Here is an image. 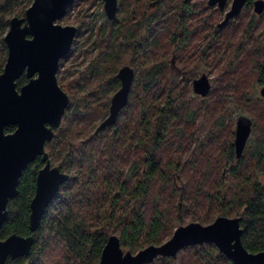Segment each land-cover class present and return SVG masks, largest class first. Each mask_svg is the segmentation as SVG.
Listing matches in <instances>:
<instances>
[{
	"label": "trees",
	"instance_id": "trees-1",
	"mask_svg": "<svg viewBox=\"0 0 264 264\" xmlns=\"http://www.w3.org/2000/svg\"><path fill=\"white\" fill-rule=\"evenodd\" d=\"M120 1L126 3L125 19L117 25L104 19L97 34L99 64L86 76L87 82L96 80L87 92L92 98H85L70 83L60 86L73 103L68 104L45 151L51 165L68 174L67 182L34 232L29 228V204L37 172L43 167L40 157L26 166L17 195L8 201L0 240L16 234L33 237V243L28 256L8 259L7 264H44L39 257L43 252L54 255L52 264H97L111 235L119 238L124 252L135 254L165 242L187 215L189 222L204 225L218 216L240 217L244 248L250 253L264 251V101L249 93L254 86V90L264 87V34L241 38L234 62L209 93L205 119L210 130L194 149L191 144L196 141L202 103L193 100L189 84L174 77L171 62L191 80L200 66L217 67L221 58L213 63L209 53L219 58V47L238 32L219 31L221 36L210 41L211 50L198 53L187 43L189 31L182 32L181 45L176 38L177 26L189 16L200 15L199 10L192 7L182 13L181 5L188 7L187 3L159 0V10L151 17L139 11L140 1ZM31 2L0 0V73L6 60L3 38L9 20L24 17ZM78 3L75 0L74 6ZM199 28H194L197 36L203 32ZM126 56L138 72L127 106L115 125L94 135L119 88L114 76ZM26 82L23 75L17 86ZM229 110L235 116L223 114ZM246 113L253 116L256 133L249 138L246 155L236 160L233 123ZM13 130L6 128L7 133ZM224 166H228L225 175ZM184 251L182 264H232L211 244ZM173 260L157 258L151 264H172Z\"/></svg>",
	"mask_w": 264,
	"mask_h": 264
},
{
	"label": "water",
	"instance_id": "water-1",
	"mask_svg": "<svg viewBox=\"0 0 264 264\" xmlns=\"http://www.w3.org/2000/svg\"><path fill=\"white\" fill-rule=\"evenodd\" d=\"M75 0H32L24 17H12L4 35L6 60L0 73V228L7 215L8 201L17 195L19 178L26 166L36 157L43 167L37 172L35 191L29 204V228L34 232L45 211L51 205L60 187L69 176L51 165L45 145L50 143L61 125L68 107L69 97L58 85L56 73L60 60L72 47L76 35L73 26H61L57 22L66 15ZM106 19L112 21L118 0H102ZM247 0H232L231 8L222 27L236 17ZM226 0H209L223 9ZM264 0L254 2V13L262 14ZM25 76L27 82L20 87L17 81ZM115 79L119 88L111 96L107 116L94 130V135L115 125L126 108L135 71L124 65L118 69ZM192 93L206 98L211 82L205 74L191 83ZM264 99V87L258 90ZM7 127H14L7 133ZM252 131V120L239 115L235 121L233 149L235 159L242 157ZM240 217L218 216L211 223L202 225L190 222L177 227L169 239L160 245H149L135 254L123 251L117 236L111 235L101 251L97 264H151L157 258H174L182 249L213 245L232 264H264V251L248 252L242 244ZM33 237L13 234L0 240V264L28 256Z\"/></svg>",
	"mask_w": 264,
	"mask_h": 264
},
{
	"label": "rangeland",
	"instance_id": "rangeland-1",
	"mask_svg": "<svg viewBox=\"0 0 264 264\" xmlns=\"http://www.w3.org/2000/svg\"><path fill=\"white\" fill-rule=\"evenodd\" d=\"M138 1L140 2L137 5V8L140 11L141 9L143 10L145 4L151 0H138ZM192 1H193L194 8L196 9V12H197V9H201L205 7L204 0H192ZM129 7H132V6H129ZM126 9H127L126 3H122L120 0H118L116 15H115V18L112 20L114 25H117L120 19L122 20L125 19ZM68 11H69L68 14L66 13V15L61 19V21L57 23L60 24L61 26L75 27L76 35L72 43L71 51L68 53L69 54L68 57L59 63L58 71L56 73V80L59 86L70 83L72 87L78 93L87 95L85 97L87 98L88 97L87 92L91 90L92 84H95L94 82L96 81L95 79H93L90 82L86 81L87 71H89L91 68L99 64V62L96 61V55L99 50L98 46L96 45V42L98 40L97 34L98 33L100 34V28L104 27V19L106 20V17L103 11V1L102 0H91V3L89 2L88 4L84 0H79V3L77 4V6H74V3H73L72 7ZM199 13H201V15L207 14L204 10H201ZM262 17L263 18L261 22L264 20V13ZM236 43L237 42H235V44ZM71 52L73 53L71 54ZM126 57L127 59L123 60V63L118 67V69L124 65L130 66L127 63L129 61V57L128 56ZM171 59H169V61ZM233 62L234 61L232 60L231 63ZM171 63L172 65L171 64L170 65L175 75L174 77L177 76L178 81H181L184 84H189L191 88V81L188 79L189 75L185 73V70L182 67L176 66L173 61ZM229 63H230L229 60H225V61L222 60L219 62L217 67L200 66L197 69L195 78L199 77L202 73L206 74L211 80V90H210L211 92L214 87L220 84V80L222 79L221 77H222V74L224 73V70L229 69L230 67ZM137 76H138V72L135 70V80L137 79ZM254 87L250 88L249 93L251 94L253 93L254 97L256 95L259 96L258 89L254 90ZM209 95L203 100L199 96H194V99H193V100H196V102L202 103L201 113L198 115V119L196 121V125H197L196 126V141L192 142L191 144V147L194 149L198 145V140H202L205 137V135H207L208 131L210 130L209 122L205 119L206 118L205 109L208 104L207 100L209 98ZM91 98L92 97H88L87 99H91ZM259 98L262 101H264V99L261 98L260 96ZM82 102L83 101H79L80 105ZM70 103H73V100L69 97L68 104ZM223 114L235 116V114H232L230 110ZM244 116L250 118L251 120L253 117L251 114H248V113L244 114ZM235 121L236 119L234 120V123H233V132L235 129ZM99 123L97 125H99ZM255 133H256V126H255L254 132L252 129L249 138H253ZM233 139H232V142H233ZM248 141L246 143L242 156L246 155L248 151V144H249ZM227 167L228 166H224V173H223L224 175L226 173L225 171ZM180 187L182 189L183 185L181 184ZM188 217L190 216L187 215L186 217L183 218V222L181 225L184 226L190 222H197V221L189 222ZM233 217H237V216H233ZM233 217H230V218H233ZM185 252L186 251L182 252L181 250L174 258H172L174 259L172 264H182L181 263V258L183 257L182 253L185 254ZM39 257L43 261L44 264H52V261L55 260L54 255L46 256L44 252L41 253Z\"/></svg>",
	"mask_w": 264,
	"mask_h": 264
},
{
	"label": "flooded vegetation",
	"instance_id": "flooded-vegetation-1",
	"mask_svg": "<svg viewBox=\"0 0 264 264\" xmlns=\"http://www.w3.org/2000/svg\"><path fill=\"white\" fill-rule=\"evenodd\" d=\"M180 1L182 4L187 3L189 5L188 7L181 5L182 9H180V11L182 13L186 9L194 7L192 0H180ZM208 1L209 0H204L205 7L201 8V9H197L199 11L204 10L207 14L189 16L184 21L183 24L177 26L178 36L176 39L178 41V44L181 45V34H182V32H185V31L188 32L189 31L190 33L187 36V40H188L187 43H190L191 48H196L198 53H200L202 50H206V51L211 50L212 43L210 41L217 35L221 36L218 33L219 31L222 32V31H224V29H228L227 32L233 31L236 34V32L234 31V29H235L238 32V35L233 36V34H231L232 39H230V41H228L227 43L225 42V44H222L219 47L220 57L219 58H216V56L213 57L215 55V53L213 55H211L209 53V56H208L209 59H212L213 63H216L215 59H217V61H218L220 58H221L220 61L229 60L231 63V61L234 60L233 57L235 56L237 50L241 48L240 47L241 46V38L243 37L244 34H245V36H248L250 33H252V35H254L255 37H259V38H260V33L264 34V20L261 22V20L263 18L262 15H263L264 11L260 15L255 14L254 13V2L256 0H247L245 2V4L243 5L240 13L236 17L230 19L222 27H218V25L224 20L226 13L230 10L232 0H226L223 9H219L217 4H215L214 6H209ZM158 4H159V0H151L145 4L144 9L143 10L141 9V12L143 14L145 13L151 17H155L157 11L159 10ZM205 18L206 19H208V18L212 19L213 22H210V21L206 20ZM211 25H213L214 28L211 29ZM195 26H199L200 27L199 29L201 31L203 30L201 35L197 36L194 33ZM261 37H263V35H261ZM235 42H237V43L235 44ZM248 45H251V44H248ZM245 47H246V45H245ZM202 74H204V73H202ZM194 79H196V78H193L190 80L191 83ZM208 79H209V77H208ZM210 82H211V80H210ZM259 89L260 88H258V90Z\"/></svg>",
	"mask_w": 264,
	"mask_h": 264
}]
</instances>
